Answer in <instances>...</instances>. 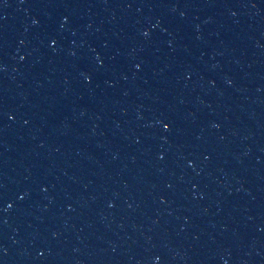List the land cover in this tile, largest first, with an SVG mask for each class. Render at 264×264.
Segmentation results:
<instances>
[{
    "label": "water",
    "instance_id": "95a60500",
    "mask_svg": "<svg viewBox=\"0 0 264 264\" xmlns=\"http://www.w3.org/2000/svg\"><path fill=\"white\" fill-rule=\"evenodd\" d=\"M0 264H264V0H84L1 80Z\"/></svg>",
    "mask_w": 264,
    "mask_h": 264
}]
</instances>
